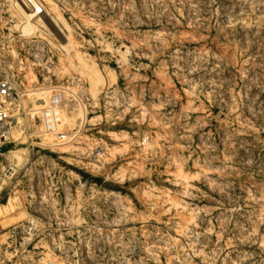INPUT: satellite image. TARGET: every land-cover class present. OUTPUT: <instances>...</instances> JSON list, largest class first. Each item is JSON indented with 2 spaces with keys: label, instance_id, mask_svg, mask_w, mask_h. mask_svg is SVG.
<instances>
[{
  "label": "rangeland",
  "instance_id": "374dc122",
  "mask_svg": "<svg viewBox=\"0 0 264 264\" xmlns=\"http://www.w3.org/2000/svg\"><path fill=\"white\" fill-rule=\"evenodd\" d=\"M40 1L0 0V264H264V0Z\"/></svg>",
  "mask_w": 264,
  "mask_h": 264
},
{
  "label": "built area",
  "instance_id": "2783aa9c",
  "mask_svg": "<svg viewBox=\"0 0 264 264\" xmlns=\"http://www.w3.org/2000/svg\"><path fill=\"white\" fill-rule=\"evenodd\" d=\"M35 17L44 14V6L40 0H23ZM16 88L12 80L8 76H0V139L5 137L8 132V125L12 124V112L10 105L14 98ZM43 118L46 128L49 131H55L60 121L59 111L55 107L45 109ZM62 138H66L65 134H60Z\"/></svg>",
  "mask_w": 264,
  "mask_h": 264
},
{
  "label": "bare ground",
  "instance_id": "6f19581e",
  "mask_svg": "<svg viewBox=\"0 0 264 264\" xmlns=\"http://www.w3.org/2000/svg\"><path fill=\"white\" fill-rule=\"evenodd\" d=\"M17 5L19 7L20 17L24 23L22 30L25 34H31L35 30L33 24V19L35 16L33 13L26 11L21 5H19V3H17Z\"/></svg>",
  "mask_w": 264,
  "mask_h": 264
}]
</instances>
